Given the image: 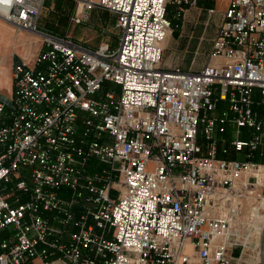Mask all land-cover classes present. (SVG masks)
Segmentation results:
<instances>
[{
	"label": "built area",
	"instance_id": "2783aa9c",
	"mask_svg": "<svg viewBox=\"0 0 264 264\" xmlns=\"http://www.w3.org/2000/svg\"><path fill=\"white\" fill-rule=\"evenodd\" d=\"M44 1L0 0L41 39L0 97V264H249L264 229V0H230L198 71L161 68L168 0H71L74 25L114 15L115 49L39 31ZM229 126L242 159L217 156Z\"/></svg>",
	"mask_w": 264,
	"mask_h": 264
},
{
	"label": "rangeland",
	"instance_id": "374dc122",
	"mask_svg": "<svg viewBox=\"0 0 264 264\" xmlns=\"http://www.w3.org/2000/svg\"><path fill=\"white\" fill-rule=\"evenodd\" d=\"M49 1H53L57 3L58 10H56L55 13L50 12L47 14L45 12L44 15H42V13H44L42 12L40 21L38 24L39 28H40V24L42 23V21H44L45 22L44 25L47 27V29L46 28L45 29L49 30V32L55 35H58V36L67 35L73 38L75 41L81 42L85 46L87 44L88 46L92 48H95L97 44L101 42L100 40H103V41H106V43H108L112 49L116 48L117 40L120 35V31L116 27H114V15L102 9L94 8L91 11L89 20L87 22H85L84 24H80V25H74L72 24L70 20L72 13L74 11V3L71 0H49ZM170 2H172V4H170ZM181 4L176 3L175 0H168V3L166 5V12H165L166 18L168 19L170 23V30H169L168 35L169 34L173 35L174 31H177V28H175V25L178 23L179 18L181 16H180V13H178L179 12L178 8L177 9L175 8L180 6ZM171 9L174 11L171 12L170 11ZM102 31H104L105 33L102 34ZM26 33H28L31 36L34 35V38H33L34 40H36V37L38 36L35 33L31 34V32L29 31H26ZM210 38H211V34L207 33L205 35L204 40L200 44V47H199V50L196 56H192L190 54V51L184 48L177 50L175 53V51L172 49V46H174L173 44L175 42L172 40L169 43V46L166 49L162 57L161 68L166 69V70H171L176 67H180L181 70H186L190 62L193 64L189 67H191L195 71L200 70V68L205 64L207 54L210 50V45H211ZM32 53L34 56L36 51L34 50ZM193 57H195L194 61L192 60ZM108 86H112V85L108 83L104 85V87H108ZM226 106L227 104L224 102L219 103L218 109L216 112L220 113V111L225 109ZM233 137L234 135H232V131H231V139ZM239 138L243 140H249L250 135L247 130L243 129ZM243 154L244 153L236 154L231 148V158L239 160V159H242ZM255 155H258V154L256 153ZM263 161H264V158H263ZM257 164L264 165V163H260V162ZM103 167L104 165L99 164L97 160L91 159L89 162L88 170L93 172ZM60 194L64 195V193H60ZM261 196L264 197V188L262 189ZM250 204L251 202L245 204V201H244L243 208L249 207ZM247 211L248 209L241 210L242 217ZM262 212L264 211L259 210L258 215H260V213ZM262 219L263 218L261 217V221ZM8 232H10V229L4 231L2 235L5 236ZM254 233L255 235L253 236L252 241H251L252 245L248 251V254H249L248 259L250 260L249 264H252L253 261H256V264H264V229L262 232L255 231ZM253 251L257 253L256 258H255L256 253L253 254L254 257L251 253Z\"/></svg>",
	"mask_w": 264,
	"mask_h": 264
},
{
	"label": "crops",
	"instance_id": "0c3cea01",
	"mask_svg": "<svg viewBox=\"0 0 264 264\" xmlns=\"http://www.w3.org/2000/svg\"><path fill=\"white\" fill-rule=\"evenodd\" d=\"M229 2L230 0H195L193 5H188L185 3H182L180 6L177 5L178 7H176L175 9L178 8L179 10L178 13H180L181 16L179 18L178 23L175 25L177 31H174L173 35L169 34L168 37L165 38L162 46L163 47L162 57L166 49L168 48L169 43L172 40L175 42L173 44L174 46H172V49L175 51V53L177 50L184 48L189 50L192 56H196L200 44L204 40L205 35L207 33L211 34L210 43L212 42L214 36L216 35L218 26L222 21L223 13L228 7ZM170 4H172V2H170ZM57 8H58L57 3L49 0H45L43 3V8L40 11L38 24L42 12H44L42 13V15H44L45 12L47 14L50 12L55 13L56 10H58ZM170 11L172 12L174 10L171 9ZM44 24L45 22L42 21V23L40 24V28L37 25L38 30L41 32L51 33L49 32V30H46L47 27ZM104 33L105 32L102 31V34ZM32 36L26 33V31L17 29L16 27L6 23L0 17V97L1 98L8 97L11 92V83H12L11 69L13 63L21 59L20 53L24 51L27 46L32 50V52L36 49L39 50L40 44L37 45V47L36 46L34 47V43L29 44L30 39L34 38V35ZM100 41L101 42L97 44V46L106 43V41L103 40ZM86 46L92 48L87 44ZM194 59L195 57H193L192 60L194 61ZM192 64L193 63L189 62V65L186 70L188 69L193 70L191 67H189ZM176 68L180 69V67H176ZM222 138L223 141L219 142L218 144L217 156L218 158L231 159V147L229 145V141L231 140V126L227 128V131L222 136ZM223 149L227 150L225 154L222 153ZM263 158L264 157L261 155H254L253 160L255 163H259V162L264 163ZM35 264H41L40 260L36 259Z\"/></svg>",
	"mask_w": 264,
	"mask_h": 264
},
{
	"label": "bare ground",
	"instance_id": "6f19581e",
	"mask_svg": "<svg viewBox=\"0 0 264 264\" xmlns=\"http://www.w3.org/2000/svg\"><path fill=\"white\" fill-rule=\"evenodd\" d=\"M40 36L38 35L37 37H36V40H34V39H30V43L29 44H31V43H34V45L37 47V45H39L40 44ZM34 46V47H35ZM36 51V53H37V51H38V49H36L35 50ZM35 53V54H36ZM20 55H21V59L25 62V63H31V61H33V59H34V57H35V55L33 56V53H32V51H31V49L27 46L26 48H25V50L24 51H22L21 53H20ZM33 58V59H32Z\"/></svg>",
	"mask_w": 264,
	"mask_h": 264
}]
</instances>
